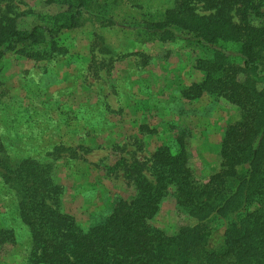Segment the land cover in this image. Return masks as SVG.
Listing matches in <instances>:
<instances>
[{"label":"rangeland","instance_id":"rangeland-1","mask_svg":"<svg viewBox=\"0 0 264 264\" xmlns=\"http://www.w3.org/2000/svg\"><path fill=\"white\" fill-rule=\"evenodd\" d=\"M176 1L88 0L80 26L54 39L65 53L35 59L8 52L0 59V141L6 154L12 161L50 162L62 187L61 208L81 228L106 217L117 197L134 193L116 164L120 158L141 161L152 178L153 151L172 145L181 129L194 177L205 182L219 169L223 133L239 118L238 109L207 93L193 99L181 94L202 79L194 63L205 53L179 38L147 40L139 34ZM66 9L47 0H0V13L15 17L21 30L50 27L49 17ZM50 43L47 36L26 50L48 52ZM151 222L170 235L196 219L168 194ZM0 227L12 228L16 239L2 247L0 264H30L28 230L1 178Z\"/></svg>","mask_w":264,"mask_h":264},{"label":"trees","instance_id":"trees-1","mask_svg":"<svg viewBox=\"0 0 264 264\" xmlns=\"http://www.w3.org/2000/svg\"><path fill=\"white\" fill-rule=\"evenodd\" d=\"M47 1L67 5L49 17L50 27L21 30L15 17L0 13V59L8 52L35 59L65 53L54 39L61 30L80 26L88 0ZM139 34L147 40L179 38L205 53L194 63L202 79L181 94L193 99L207 93L238 109L239 118L223 133L219 169L205 182L194 177L187 133L181 129L172 145L160 144L153 151L152 178L141 161L119 159L116 164L134 193L128 199L117 197L106 217L84 229L61 208L62 187L52 178V164L12 161L0 141V178L13 192L28 230V262L264 264V0H177L159 19L145 22ZM47 36L48 52L26 50ZM168 194L196 219L170 235L151 222ZM15 242L14 230L0 227V251Z\"/></svg>","mask_w":264,"mask_h":264}]
</instances>
